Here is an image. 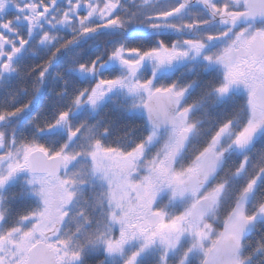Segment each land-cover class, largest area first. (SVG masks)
Returning <instances> with one entry per match:
<instances>
[{"label": "snow or ice", "instance_id": "6c2138e0", "mask_svg": "<svg viewBox=\"0 0 264 264\" xmlns=\"http://www.w3.org/2000/svg\"><path fill=\"white\" fill-rule=\"evenodd\" d=\"M0 264H264V0H0Z\"/></svg>", "mask_w": 264, "mask_h": 264}]
</instances>
